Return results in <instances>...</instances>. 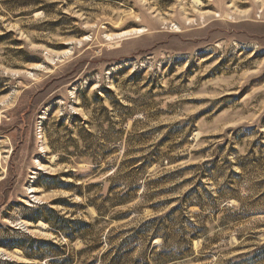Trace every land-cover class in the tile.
Returning <instances> with one entry per match:
<instances>
[{
    "label": "rangeland",
    "instance_id": "rangeland-1",
    "mask_svg": "<svg viewBox=\"0 0 264 264\" xmlns=\"http://www.w3.org/2000/svg\"><path fill=\"white\" fill-rule=\"evenodd\" d=\"M263 247L264 0H0V264Z\"/></svg>",
    "mask_w": 264,
    "mask_h": 264
},
{
    "label": "trees",
    "instance_id": "trees-1",
    "mask_svg": "<svg viewBox=\"0 0 264 264\" xmlns=\"http://www.w3.org/2000/svg\"><path fill=\"white\" fill-rule=\"evenodd\" d=\"M74 71V70H73ZM264 248V247H263ZM54 260L53 261H58L59 262V260H62V255H55L54 257Z\"/></svg>",
    "mask_w": 264,
    "mask_h": 264
},
{
    "label": "bare ground",
    "instance_id": "bare-ground-1",
    "mask_svg": "<svg viewBox=\"0 0 264 264\" xmlns=\"http://www.w3.org/2000/svg\"><path fill=\"white\" fill-rule=\"evenodd\" d=\"M44 150V149H43Z\"/></svg>",
    "mask_w": 264,
    "mask_h": 264
}]
</instances>
